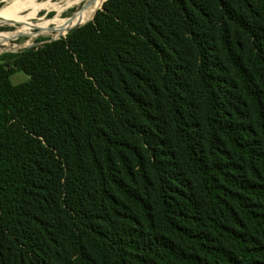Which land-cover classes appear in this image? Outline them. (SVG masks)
Masks as SVG:
<instances>
[{
  "label": "trees",
  "instance_id": "16d2710c",
  "mask_svg": "<svg viewBox=\"0 0 264 264\" xmlns=\"http://www.w3.org/2000/svg\"><path fill=\"white\" fill-rule=\"evenodd\" d=\"M102 6L0 55V264H264V0Z\"/></svg>",
  "mask_w": 264,
  "mask_h": 264
},
{
  "label": "rangeland",
  "instance_id": "374dc122",
  "mask_svg": "<svg viewBox=\"0 0 264 264\" xmlns=\"http://www.w3.org/2000/svg\"><path fill=\"white\" fill-rule=\"evenodd\" d=\"M31 1L33 5L18 11L13 20L0 24V55L22 52L39 45L38 42L42 40L65 37L70 29L93 19L101 0ZM10 8L11 0H0V13ZM77 16L80 18L73 25ZM11 80L18 85L27 81L28 76L18 72Z\"/></svg>",
  "mask_w": 264,
  "mask_h": 264
},
{
  "label": "bare ground",
  "instance_id": "6f19581e",
  "mask_svg": "<svg viewBox=\"0 0 264 264\" xmlns=\"http://www.w3.org/2000/svg\"><path fill=\"white\" fill-rule=\"evenodd\" d=\"M104 1L105 0L100 1L99 5L97 6V9L101 8V5L104 3ZM31 4H32L31 0H11V8L8 11H4V12L0 13V24H3V23L6 24V22L13 20L16 17V15L18 14V11L21 12L23 10H26L28 7L31 6ZM34 5H36V4H34ZM79 18H80V16H77L75 18V21L72 22L73 25L76 23L77 19H79Z\"/></svg>",
  "mask_w": 264,
  "mask_h": 264
},
{
  "label": "water",
  "instance_id": "95a60500",
  "mask_svg": "<svg viewBox=\"0 0 264 264\" xmlns=\"http://www.w3.org/2000/svg\"><path fill=\"white\" fill-rule=\"evenodd\" d=\"M103 9V6H102V8L100 9V10H102ZM94 19V18H93ZM92 19V20H93ZM86 24V23H85ZM84 25V24H83ZM80 26H82V25H80ZM78 27V26H77ZM76 28V27H75ZM74 29V28H73ZM72 30V29H71ZM69 32V31H68ZM68 34V33H67ZM58 39H60V37H58V38H55V39H52V40H58Z\"/></svg>",
  "mask_w": 264,
  "mask_h": 264
}]
</instances>
